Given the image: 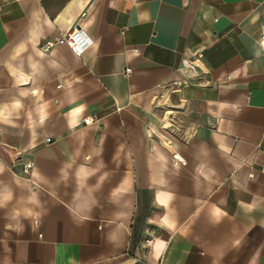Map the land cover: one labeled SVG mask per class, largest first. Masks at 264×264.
I'll return each instance as SVG.
<instances>
[{"label":"crops","instance_id":"1","mask_svg":"<svg viewBox=\"0 0 264 264\" xmlns=\"http://www.w3.org/2000/svg\"><path fill=\"white\" fill-rule=\"evenodd\" d=\"M263 167L264 0H0V264H264Z\"/></svg>","mask_w":264,"mask_h":264},{"label":"built area","instance_id":"2","mask_svg":"<svg viewBox=\"0 0 264 264\" xmlns=\"http://www.w3.org/2000/svg\"><path fill=\"white\" fill-rule=\"evenodd\" d=\"M57 44H66L71 50L77 55L82 56L84 52L93 44L92 38L88 35V33L82 27H74L69 32L59 35L54 38H47L41 44V48L44 52L50 51ZM126 74L131 72V68L127 67L125 70ZM95 121V117L90 116L84 119L85 123H91ZM51 139H48L50 141ZM174 159L180 162H184L179 153H173ZM32 167V163H27L25 165V169L27 172L30 171ZM264 169V167H263Z\"/></svg>","mask_w":264,"mask_h":264}]
</instances>
